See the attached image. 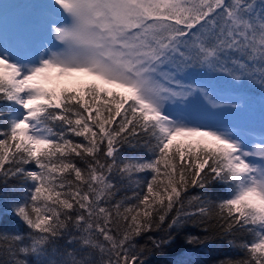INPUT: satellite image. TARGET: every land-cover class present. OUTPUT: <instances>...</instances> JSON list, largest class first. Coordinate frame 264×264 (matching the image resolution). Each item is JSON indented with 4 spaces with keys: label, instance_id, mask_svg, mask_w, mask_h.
Listing matches in <instances>:
<instances>
[{
    "label": "snow or ice",
    "instance_id": "snow-or-ice-1",
    "mask_svg": "<svg viewBox=\"0 0 264 264\" xmlns=\"http://www.w3.org/2000/svg\"><path fill=\"white\" fill-rule=\"evenodd\" d=\"M51 7L42 51L0 31V264H148L188 224L264 264V124L200 75L264 94V0Z\"/></svg>",
    "mask_w": 264,
    "mask_h": 264
},
{
    "label": "trees",
    "instance_id": "trees-1",
    "mask_svg": "<svg viewBox=\"0 0 264 264\" xmlns=\"http://www.w3.org/2000/svg\"><path fill=\"white\" fill-rule=\"evenodd\" d=\"M8 10L9 16H18L19 19H35L37 11L42 3L36 0H0ZM17 18V19H18ZM202 78L210 81L219 90L231 93L233 90L244 97V109L247 111L251 106L264 104V94L256 84L245 83L240 87L228 77L222 74L210 72ZM198 189H190V194H198ZM0 228H7L9 231L22 230L23 226L16 220H4L0 218ZM203 231L195 224L186 225L175 241L169 245L154 249L147 256L148 264H216V261L224 257H235L240 255L233 247L227 244L226 238L213 237L210 242L197 243L187 242L188 236H199L203 238ZM143 244L144 240H140Z\"/></svg>",
    "mask_w": 264,
    "mask_h": 264
},
{
    "label": "rangeland",
    "instance_id": "rangeland-1",
    "mask_svg": "<svg viewBox=\"0 0 264 264\" xmlns=\"http://www.w3.org/2000/svg\"><path fill=\"white\" fill-rule=\"evenodd\" d=\"M37 2L42 3L39 8V14L41 17V21L44 22L45 20L55 19V15H53L47 8H50L52 4V0H36ZM4 13H7V17H4ZM8 10L0 2V31L8 34L10 38L20 39L24 36V41H26L29 46L33 50H43V45L47 44L48 41V33L44 34H34L31 35L29 33H23L21 30V26H24V18L19 19L18 16H9ZM18 18V19H17ZM16 25V23H18ZM47 31V30H46ZM39 35V36H38ZM37 36V37H36ZM34 38V39H32ZM210 72L209 69L205 68L202 70L200 75L206 76ZM210 82V81H209ZM222 104L229 103L228 100L220 101ZM220 113V110H214ZM192 117L195 119H209V115L207 113L201 112L199 110H192ZM217 119L222 120L224 123L236 125L244 130H251L255 129L257 131H261L262 124H264V104L258 105L257 107L254 105L251 106L249 110H245L244 108L238 113L233 114L229 110H225L224 112L220 113ZM252 136V135H251ZM254 137V136H252Z\"/></svg>",
    "mask_w": 264,
    "mask_h": 264
}]
</instances>
